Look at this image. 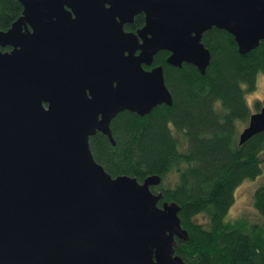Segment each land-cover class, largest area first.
Instances as JSON below:
<instances>
[{
  "label": "water",
  "instance_id": "obj_1",
  "mask_svg": "<svg viewBox=\"0 0 264 264\" xmlns=\"http://www.w3.org/2000/svg\"><path fill=\"white\" fill-rule=\"evenodd\" d=\"M19 2L22 16L0 30V264H186L181 207L152 190L162 178L112 177L90 139L115 146L119 114L173 105L158 53L204 76L206 32L232 35L240 55L258 49L264 0ZM128 10L146 15L139 37L116 21ZM262 133L264 105L240 144Z\"/></svg>",
  "mask_w": 264,
  "mask_h": 264
},
{
  "label": "trees",
  "instance_id": "obj_2",
  "mask_svg": "<svg viewBox=\"0 0 264 264\" xmlns=\"http://www.w3.org/2000/svg\"><path fill=\"white\" fill-rule=\"evenodd\" d=\"M22 12L19 0H0V30L8 31ZM202 43L212 54L206 75L189 64L175 68L167 63L170 53H158L154 66L164 69L173 105L146 117L119 114L111 127L116 145L98 133L91 150L114 178H162L152 190L163 193L160 205L181 207L189 240H178L176 255L186 264H264V182L254 189V212L229 219L236 190L264 178V133L240 144L253 115L246 97L264 74V42L240 55L234 37L214 28ZM263 105L255 103L256 113ZM238 122L245 127L240 134Z\"/></svg>",
  "mask_w": 264,
  "mask_h": 264
},
{
  "label": "rangeland",
  "instance_id": "obj_3",
  "mask_svg": "<svg viewBox=\"0 0 264 264\" xmlns=\"http://www.w3.org/2000/svg\"><path fill=\"white\" fill-rule=\"evenodd\" d=\"M246 99L249 108L253 114L256 113L255 103L257 101H261V102L263 101L264 104V74H260L258 76L257 90L254 93L248 94ZM237 127L239 132L238 134H240L245 128L244 124L240 122H238ZM259 179H256L257 183L256 182L244 183L236 190V202L229 213V219H236L241 216H245L246 214L251 215V212H254L252 206L253 193L255 191L254 189L255 187L257 189L259 186L262 185V184L257 185L258 183L264 182V178H261V180Z\"/></svg>",
  "mask_w": 264,
  "mask_h": 264
},
{
  "label": "flooded vegetation",
  "instance_id": "obj_4",
  "mask_svg": "<svg viewBox=\"0 0 264 264\" xmlns=\"http://www.w3.org/2000/svg\"><path fill=\"white\" fill-rule=\"evenodd\" d=\"M106 8L111 9V6L106 5ZM22 10H23V7H22ZM128 11H130V10H128ZM129 13H130V16H127V15L123 16L124 18L122 17V19L119 16H117L116 21L118 23H121L127 19H131V22H125L123 24L122 29H123L125 34H133V35L139 37L140 31H142L146 25V15L144 13H138L137 15L133 16V18H131L132 11H130ZM139 39H140V43H142V39L141 38H139ZM9 50L10 49L7 48L3 51H9ZM139 54H140V52L137 51L136 55L138 56ZM153 67H156V66H153ZM145 69H146V67H145ZM147 70H150V69L147 68ZM112 124H113V122H112ZM111 127H112V125H111Z\"/></svg>",
  "mask_w": 264,
  "mask_h": 264
}]
</instances>
